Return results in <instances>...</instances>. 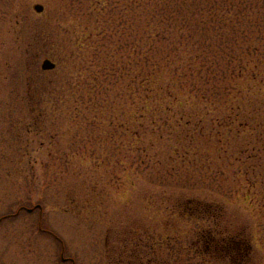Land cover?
<instances>
[{"label":"rangeland","instance_id":"rangeland-1","mask_svg":"<svg viewBox=\"0 0 264 264\" xmlns=\"http://www.w3.org/2000/svg\"><path fill=\"white\" fill-rule=\"evenodd\" d=\"M213 1L245 12L241 27L250 32L239 33L264 58V27L250 21L264 26V0H0V264H264V107L240 110L261 125H223L226 108L201 104L191 113L204 119L185 118L170 135L151 115L128 129L126 76L105 84L103 75L102 105L82 89L92 59L124 65L144 57L129 46H145L146 34L135 32L148 19L156 25L154 15L168 26L158 43L177 47L176 62H192L189 49L202 40L217 46L229 30L197 24ZM180 13L182 24L173 20ZM152 57L168 60L159 51ZM45 58L56 66L43 69ZM76 92L82 103L73 102ZM187 200L208 212L192 215ZM204 229L241 236L243 259L198 254Z\"/></svg>","mask_w":264,"mask_h":264},{"label":"trees","instance_id":"trees-1","mask_svg":"<svg viewBox=\"0 0 264 264\" xmlns=\"http://www.w3.org/2000/svg\"><path fill=\"white\" fill-rule=\"evenodd\" d=\"M230 5L219 2H212L209 5L208 14H203L201 19L197 22L198 25L205 24L207 27L214 26V30L228 29L229 33L222 32L221 40L218 41L217 46L211 41V43L206 40H202L198 45L192 47L190 52L194 53V60L192 62H176L172 60L171 57L178 52L176 49H168L161 47L160 41L168 38L165 30L167 27H161L160 24L163 20L154 15L156 18V25L152 26V20L148 19L145 32L137 31L135 33H141L143 38V33L146 34L145 40L146 44L141 49H138L134 44L136 41L132 42L129 46V53L135 54L140 53L144 57L142 58H132L129 62L124 65L117 64L116 62L111 63L105 60L92 59L87 66H83V77L84 84L82 89L87 90L86 95L89 96L88 101L93 105H102L104 103V98L99 96L98 90L101 88V78L105 75L106 78L103 80L106 83H111V79H107L108 76L120 77L126 76L127 82L125 88L129 91L126 102L134 108L130 109V116L128 117V129L133 127L136 119L139 117L141 119H148L152 121L155 125L161 124L160 128L165 126L167 130L170 131V135L175 132H179L180 127H185L183 121L188 118L187 124L199 118L196 122L200 123L204 118L198 117L202 111H195V115L192 117V110L201 104L219 105L227 109L228 114L223 117V119L218 118L223 125L235 124L236 122L249 123L251 120H256L259 125L263 123V119L257 115L252 114L241 115V109H250V107L255 110H261L264 107V58H256L255 56L260 53V46L250 42V38L246 37L244 34L242 37L249 39L247 42L244 40L240 31H248L241 27L244 20L243 11L232 12L230 11ZM225 8V9H224ZM167 15V14H166ZM243 15V17H242ZM171 15L166 16V21L170 19ZM172 17V16H171ZM179 20L182 24L185 15L181 14L174 17L173 20ZM253 25L264 27L259 24L257 20H250ZM159 23V24H158ZM147 26H150L147 28ZM130 32L136 31L130 29ZM250 32V31H248ZM105 39V30L98 32ZM102 39V40H103ZM98 49V48H97ZM189 50L182 52L187 55ZM238 50L244 54V57L238 58ZM154 51H159L163 54L166 53L168 57L167 61L156 59L152 57ZM210 54L215 55L212 59ZM253 54H256L255 56ZM264 54V53H261ZM222 55L220 60L218 57ZM228 59V60H225ZM219 60L221 62H219ZM224 60V62H222ZM220 68L230 71L232 74L225 77H217V72ZM202 71L208 73L202 74ZM104 75V76H103ZM82 93H75L72 95L73 102L77 104L83 101ZM37 98L34 97L29 103L37 102ZM138 106L137 110L135 107ZM175 107L182 108L176 109ZM189 108L191 111L186 110ZM178 110V111H177ZM166 113L168 116L158 117L157 113ZM178 112H182L178 115ZM136 114H139L136 115ZM160 114V113H159ZM37 121V120H36ZM38 123V122H36ZM31 124V123H30ZM28 124L27 131L31 132V126ZM186 125V124H185ZM184 129V128H183ZM136 135L141 134L140 131H133ZM161 137V133H159ZM261 138L264 139V133L260 132ZM185 146V145H184ZM186 204L192 206L190 213L196 215L197 213L208 212L207 205L201 203L200 201L187 200ZM187 208V207H186ZM208 229H204L200 232V239L198 243H202L203 246L201 252L198 254L205 255L209 253L206 249L204 241L207 239ZM200 240V241H199ZM244 241V240H243ZM216 246L212 250L213 253L221 252L222 255L226 254L225 249H216ZM196 247V246H194ZM232 250L226 251L227 256H231ZM233 252V251H232ZM205 253V254H204ZM217 253V254H218Z\"/></svg>","mask_w":264,"mask_h":264},{"label":"flooded vegetation","instance_id":"flooded-vegetation-1","mask_svg":"<svg viewBox=\"0 0 264 264\" xmlns=\"http://www.w3.org/2000/svg\"><path fill=\"white\" fill-rule=\"evenodd\" d=\"M219 233V232H218ZM227 237H218V235L215 234L214 229H208V233H207V239L204 241V244L206 245V249L210 252L212 249V246L215 247L216 249H220L221 251L224 250L226 255H228V253L226 251H228L229 249H231L232 251L229 253H232L231 256H228L232 262H239L241 261L242 255L245 253V250L248 248L246 246L245 241H243L241 236L238 235H231V234H227L225 235Z\"/></svg>","mask_w":264,"mask_h":264},{"label":"water","instance_id":"water-1","mask_svg":"<svg viewBox=\"0 0 264 264\" xmlns=\"http://www.w3.org/2000/svg\"><path fill=\"white\" fill-rule=\"evenodd\" d=\"M34 9L38 12H42L44 10V5L41 3H36L34 5ZM56 66L55 62L50 58H45L42 62L43 69H53Z\"/></svg>","mask_w":264,"mask_h":264}]
</instances>
